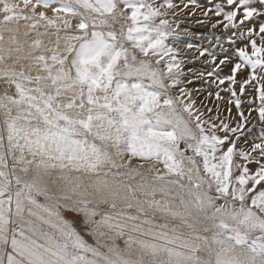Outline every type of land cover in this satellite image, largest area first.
Returning <instances> with one entry per match:
<instances>
[{"label": "rangeland", "instance_id": "rangeland-1", "mask_svg": "<svg viewBox=\"0 0 264 264\" xmlns=\"http://www.w3.org/2000/svg\"><path fill=\"white\" fill-rule=\"evenodd\" d=\"M168 2L0 0V264L9 254L27 264L11 241L40 217L59 225L41 224L61 245L39 250L53 264H241L235 248L264 253V100L253 81L242 118L229 91L217 99L210 81L188 83L190 68L207 65L183 42L167 41L182 62L152 47L175 23ZM233 83L239 92V76ZM140 186L182 200L181 214L144 200ZM214 230L231 248L213 244Z\"/></svg>", "mask_w": 264, "mask_h": 264}, {"label": "snow or ice", "instance_id": "snow-or-ice-1", "mask_svg": "<svg viewBox=\"0 0 264 264\" xmlns=\"http://www.w3.org/2000/svg\"><path fill=\"white\" fill-rule=\"evenodd\" d=\"M207 3L208 7H205L200 0H181L180 3L169 0L168 7L176 9L173 15L175 23L171 27L164 25V31L156 30L159 39L152 44V47L166 49L170 55H175L177 61L182 62L179 50L167 45V41L175 39L183 42L186 49L195 52V55L190 57L191 62L199 60L207 65L204 72L193 71L190 68L192 79L188 80V83L195 85L197 81H210L209 86L214 85L217 89V99L220 98L221 90L229 91L232 97L229 103H235L239 115L243 118L244 112L241 105L252 103V100L246 101L241 98L244 97L248 85L253 81L257 82L256 100H264V85L259 84V81L264 79V0H256V3L260 5L259 8L256 4L249 3V0H207ZM130 6L133 9L138 7ZM181 13L183 15H180ZM136 17L137 12L134 10L132 18L135 20ZM186 20L193 27H189L188 23H185ZM202 29L207 31H201ZM129 38L132 39L131 36ZM143 39L140 37L139 41ZM237 41H240V44ZM229 48L232 49L231 52ZM177 66L180 65L177 64ZM226 68H230V72L222 75ZM238 76L242 81L239 92L236 91V85L233 83ZM225 85L230 87H223ZM259 114L264 115V107L259 108ZM256 147L259 148L260 145ZM45 210L49 217L55 216L61 225L71 229L69 235L74 233L83 246L82 238L67 219L63 218L58 211L54 212L50 208ZM39 219L41 223L27 221L26 228L31 236H26L21 231L19 235L23 239L13 237L11 247L16 256L27 260V264H53L51 261H46L39 250H51L52 247L59 249L61 245L51 233L43 230L41 224H50L53 227L59 225L54 224L51 219H44V217ZM0 220L7 224L3 216H0ZM6 230V227H0V232ZM3 242H8L6 237ZM9 264H23V261L16 260L9 254Z\"/></svg>", "mask_w": 264, "mask_h": 264}, {"label": "bare ground", "instance_id": "bare-ground-1", "mask_svg": "<svg viewBox=\"0 0 264 264\" xmlns=\"http://www.w3.org/2000/svg\"><path fill=\"white\" fill-rule=\"evenodd\" d=\"M11 102H12L13 107H15V101L11 100ZM14 112H18V110H14ZM7 171H8V169H7ZM42 177H44V175H40L39 177H37L40 180L38 179L36 181L39 182L43 186H48V185L50 186V184H51L52 187L55 188V184L53 182L50 183V181H47L46 180V176H45V180H43L44 178H42ZM70 179L73 182V186L78 185V182H79L78 177L70 176ZM33 181H34V179H33ZM71 181H66V183H64V186L65 185L71 186V184H72ZM115 181H116L115 183L118 184V189H119L120 193L123 194L125 198H127L128 200L137 201L136 191L131 189L130 185L128 183L122 181V179L121 180L117 179ZM131 190L134 193H132ZM138 191H139V193L141 194V196L143 197L144 200L153 201V205L158 207V209H161V210H164V211H169V212H172V213H178V215L181 214V212L178 211V210L179 209L182 210V208L184 207L183 206L184 204H183L182 200L176 199V200L172 201V200H170L167 197H164V196L162 197L161 195L155 194L153 192L152 188H145V187L140 186ZM94 194L97 196V195H100V192L99 191H97V192L95 191ZM69 202H67V204L71 203V202L70 203ZM172 204H173V206H172ZM70 206L77 207V205H74V204H70ZM244 231L250 232L249 229H247V228H244ZM207 235L210 236L209 238L213 242H215V243H213L214 245H216V246L222 245L219 248L226 247V246L231 248V246H232V245L231 246L227 245L228 243H230V241L228 240L226 235L217 232V230H214L212 232L209 231V232H207ZM254 237H256V235ZM215 240H218V241H215ZM246 248H248L249 253H248V251L243 250V248H240V247L239 248H235L234 251L231 252L233 254L232 255L233 259L235 260V258H239L241 264H264V253H260L259 251L253 252V249L250 248V247H246ZM254 254L259 256L260 259L254 258ZM247 255H249L251 262L250 261L248 262V260L246 258ZM252 256H253V258H252L253 262L251 260Z\"/></svg>", "mask_w": 264, "mask_h": 264}]
</instances>
